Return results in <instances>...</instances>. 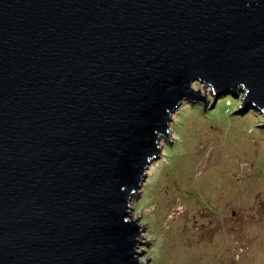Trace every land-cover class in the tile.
Returning a JSON list of instances; mask_svg holds the SVG:
<instances>
[{"label":"water","instance_id":"water-1","mask_svg":"<svg viewBox=\"0 0 264 264\" xmlns=\"http://www.w3.org/2000/svg\"><path fill=\"white\" fill-rule=\"evenodd\" d=\"M196 80L264 113V0H0V264H140L131 201Z\"/></svg>","mask_w":264,"mask_h":264},{"label":"rangeland","instance_id":"rangeland-1","mask_svg":"<svg viewBox=\"0 0 264 264\" xmlns=\"http://www.w3.org/2000/svg\"><path fill=\"white\" fill-rule=\"evenodd\" d=\"M239 94L172 115L131 201L147 264H264V113Z\"/></svg>","mask_w":264,"mask_h":264},{"label":"clouds","instance_id":"clouds-1","mask_svg":"<svg viewBox=\"0 0 264 264\" xmlns=\"http://www.w3.org/2000/svg\"><path fill=\"white\" fill-rule=\"evenodd\" d=\"M190 89L191 91L198 93L202 96H205L208 99V93H211L212 96L215 95L214 93V89L211 85H206L204 83H201L199 80L193 81L190 83ZM238 89H243L242 92H240L239 94V99H236L239 102V106L240 108L243 105V102L245 101L249 90L246 88L245 84L243 83H239L238 84ZM228 98H232L231 96H228ZM177 105H181V107H177ZM193 107V105L188 102L186 99H181L175 106H174V110H166L167 114L171 113L173 116L179 114L181 111L185 110V109H191ZM172 141H177L179 140V137L176 135H173L171 137ZM128 222H131V219L128 218ZM140 264H147V262L145 260H141Z\"/></svg>","mask_w":264,"mask_h":264},{"label":"bare ground","instance_id":"bare-ground-1","mask_svg":"<svg viewBox=\"0 0 264 264\" xmlns=\"http://www.w3.org/2000/svg\"><path fill=\"white\" fill-rule=\"evenodd\" d=\"M180 107V106H179ZM161 138V137H160Z\"/></svg>","mask_w":264,"mask_h":264}]
</instances>
